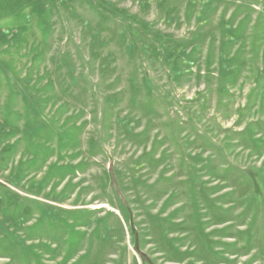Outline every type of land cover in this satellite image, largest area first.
<instances>
[{
    "label": "rangeland",
    "instance_id": "1",
    "mask_svg": "<svg viewBox=\"0 0 264 264\" xmlns=\"http://www.w3.org/2000/svg\"><path fill=\"white\" fill-rule=\"evenodd\" d=\"M0 264H264V0H0Z\"/></svg>",
    "mask_w": 264,
    "mask_h": 264
},
{
    "label": "water",
    "instance_id": "2",
    "mask_svg": "<svg viewBox=\"0 0 264 264\" xmlns=\"http://www.w3.org/2000/svg\"><path fill=\"white\" fill-rule=\"evenodd\" d=\"M133 254H134V251H131V256H133Z\"/></svg>",
    "mask_w": 264,
    "mask_h": 264
},
{
    "label": "flooded vegetation",
    "instance_id": "3",
    "mask_svg": "<svg viewBox=\"0 0 264 264\" xmlns=\"http://www.w3.org/2000/svg\"><path fill=\"white\" fill-rule=\"evenodd\" d=\"M131 251H132V250H131ZM131 251H130V252H131ZM130 254H131V253H130ZM133 256H134V254H133ZM133 256H131V260L133 259Z\"/></svg>",
    "mask_w": 264,
    "mask_h": 264
}]
</instances>
